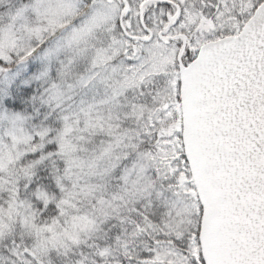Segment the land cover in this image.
Masks as SVG:
<instances>
[{
    "label": "snow or ice",
    "instance_id": "obj_1",
    "mask_svg": "<svg viewBox=\"0 0 264 264\" xmlns=\"http://www.w3.org/2000/svg\"><path fill=\"white\" fill-rule=\"evenodd\" d=\"M0 264H264V0H0Z\"/></svg>",
    "mask_w": 264,
    "mask_h": 264
}]
</instances>
